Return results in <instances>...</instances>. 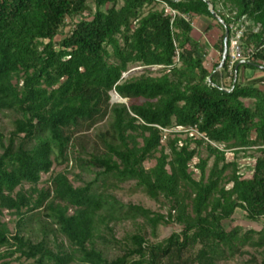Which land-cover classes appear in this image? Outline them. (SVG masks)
<instances>
[{
    "label": "trees",
    "instance_id": "trees-1",
    "mask_svg": "<svg viewBox=\"0 0 264 264\" xmlns=\"http://www.w3.org/2000/svg\"><path fill=\"white\" fill-rule=\"evenodd\" d=\"M199 18L222 30L210 69L193 37ZM231 25L246 61L230 67L228 55L220 68ZM242 68L264 74V0H0V123L14 117L9 134L0 130V264H220L247 248L264 264V224L224 225L238 210L264 221V76L241 80ZM113 92L127 102L111 103ZM100 123L89 152L82 140ZM248 153L245 176L237 157ZM73 163L96 178L75 187ZM129 182L166 213L107 193ZM36 216L38 242L23 233ZM139 219L134 234L115 237L114 224ZM100 243L122 254L109 258Z\"/></svg>",
    "mask_w": 264,
    "mask_h": 264
},
{
    "label": "rangeland",
    "instance_id": "rangeland-1",
    "mask_svg": "<svg viewBox=\"0 0 264 264\" xmlns=\"http://www.w3.org/2000/svg\"><path fill=\"white\" fill-rule=\"evenodd\" d=\"M92 1V0H91ZM163 7V5L158 6L159 9H161ZM212 9V8H211ZM205 21V22H204ZM211 20L209 19H205L203 18V23L202 22H198V23H194V33H193V37L197 40H199L202 44H204L206 47H208V50L210 52H213L211 46H213L214 43H216V41L218 40V38L221 36L222 34V30L219 27V25L217 23L214 24L213 22V29L208 32L207 31V25L208 23H210ZM68 30V29H67ZM216 48V50H215ZM214 50L216 52H213L215 55V59L213 63H207L206 59V65L207 67L210 69L211 65L216 63L218 61V45L216 44L214 47ZM139 70V68H133L130 73L135 72ZM262 73L261 71H255L251 68H242L240 71V79L244 80L246 79H251L254 78L257 74ZM229 83V82H227ZM112 94V93H111ZM14 117L11 116L10 114H7L5 117L2 118L1 123H0V130L5 133L6 135L9 134L12 130H13V122ZM107 128V123H100L98 124L93 131H89L87 132L84 136V139L82 140L83 143L86 144L88 151L91 152V147L94 145L95 142H97V134H99L101 131H105ZM183 139H185V135L182 136ZM249 155L246 154V156L244 154H240L237 157V161L240 164L241 170L243 172V174L245 176H249L251 174V166H252V160L250 159ZM202 157L206 158L207 157V153L205 151V149L202 150ZM234 157V155L232 153L228 154V158L232 159ZM85 158L87 160L90 159V157L87 155L85 156ZM214 159H211L209 161L208 164V169L212 166ZM197 162V160L195 161V163ZM155 165V162H149L146 163L145 166L146 168H151ZM65 167H53L54 172H60L62 170H64ZM70 170V175H69V179L72 181L73 185L75 187H83L86 183L93 181L96 178V172L97 170H91L90 171H86V172H81L79 168L75 167V164L73 163V165L71 166ZM50 174L47 175H42L41 178V184L39 185V188H43L47 186V180L49 178ZM79 179H77V177H79ZM196 177H198V173L195 175ZM111 180V179H110ZM102 179H100V181L98 182L97 186H96V190L98 191H102ZM109 183V182H108ZM119 190L116 191H110L108 190L107 193H113L114 195H116V197L124 204L129 205H140L146 209H149L151 211L154 212H162L163 214L166 213V209H160V205L151 201L143 192V190L141 189H137L135 187V183L134 182H129V183H125V184H121L119 186ZM28 188V187H26ZM36 216V218H34L33 221L28 222L26 224V226L23 228V233L26 237L31 238L33 241L38 242L41 241L43 238V225H44V219L40 216V218ZM2 220L4 222H8L9 223V227L10 229L13 231V233L16 231V218L15 217H11L9 214H7V212H4V216L2 218ZM142 223V220H137L136 222H132V221H124L121 223H117L114 224V233H115V237L119 240V241H123V239L127 236V235H131L134 234L137 231V224ZM264 221L260 222V223H252L250 221H248L245 218V215L243 212H241L240 210H238L236 212V214L233 216V220L224 223L225 227L227 230L233 229L235 227H241L244 231H249V230H255V231H260L263 227ZM49 229V227H48ZM179 230V226L178 225H173L172 227H161L159 229V238L158 240L164 239L166 237H168L172 232L174 231H178ZM144 233H146L147 235H149V229L148 228H144ZM47 239L50 242V247L54 248L55 247V241H54V236L49 232L47 235ZM149 239L152 240L151 237H149ZM57 243L61 244L63 243L64 246L66 248H68V244L67 242L59 236V239L57 241ZM98 247L102 250H105L106 255L109 258H113L115 256L121 255L122 252H120L118 245H101V243L98 245ZM246 251H248L249 254H246L242 257H237L234 260H230L227 262H221L220 264H252L250 263L251 259H252V255H256V253L250 249L247 248ZM257 257V256H256ZM16 256L14 258V260H12L11 264H20L19 261L15 260Z\"/></svg>",
    "mask_w": 264,
    "mask_h": 264
},
{
    "label": "built area",
    "instance_id": "built-area-1",
    "mask_svg": "<svg viewBox=\"0 0 264 264\" xmlns=\"http://www.w3.org/2000/svg\"><path fill=\"white\" fill-rule=\"evenodd\" d=\"M230 30H232L233 36L230 39L228 55L230 57V67H232L236 62H245L246 58L243 54V49L241 46L242 30H238L237 26L234 25L230 26ZM176 131H180V130H176ZM192 134L199 136L196 133V131H193Z\"/></svg>",
    "mask_w": 264,
    "mask_h": 264
},
{
    "label": "water",
    "instance_id": "water-1",
    "mask_svg": "<svg viewBox=\"0 0 264 264\" xmlns=\"http://www.w3.org/2000/svg\"><path fill=\"white\" fill-rule=\"evenodd\" d=\"M214 17L217 18V15L215 13H213ZM225 28V36H224V49H223V54H222V60H221V65L220 68L223 67V65L225 64L227 57H228V36H229V32L226 28V26H224ZM140 70V69H139ZM127 100L122 99L117 93H112L111 94V103H126Z\"/></svg>",
    "mask_w": 264,
    "mask_h": 264
},
{
    "label": "crops",
    "instance_id": "crops-1",
    "mask_svg": "<svg viewBox=\"0 0 264 264\" xmlns=\"http://www.w3.org/2000/svg\"><path fill=\"white\" fill-rule=\"evenodd\" d=\"M198 23V22H202L203 23V18H199V19H195L194 20V23ZM205 22V21H204ZM210 24H211V22L210 23H208V25H207V29H208V27L210 26ZM194 26V25H193ZM213 27H214V25H212V27H211V29H209L208 30V32H210L212 29H213ZM193 33H194V31H193ZM215 45H216V43H214L213 44V46H211V48H212V50H213V52H216L215 50H216V48H215V50H214V47H215ZM207 52H208V56H207V58L206 59H208L207 60V63H213L214 62V60L213 59H215V55H213L214 53L213 52H210L208 49H207ZM206 63V64H207ZM262 76H264V74L263 73H258L255 77L257 78H259V77H262Z\"/></svg>",
    "mask_w": 264,
    "mask_h": 264
},
{
    "label": "bare ground",
    "instance_id": "bare-ground-1",
    "mask_svg": "<svg viewBox=\"0 0 264 264\" xmlns=\"http://www.w3.org/2000/svg\"><path fill=\"white\" fill-rule=\"evenodd\" d=\"M140 69V68H139Z\"/></svg>",
    "mask_w": 264,
    "mask_h": 264
}]
</instances>
